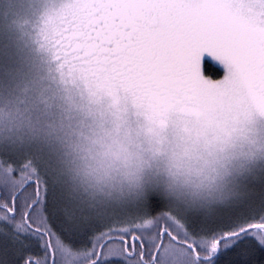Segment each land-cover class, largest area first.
Masks as SVG:
<instances>
[{
	"label": "snow or ice",
	"instance_id": "obj_1",
	"mask_svg": "<svg viewBox=\"0 0 264 264\" xmlns=\"http://www.w3.org/2000/svg\"><path fill=\"white\" fill-rule=\"evenodd\" d=\"M40 3L39 47L86 101L85 132L73 151L0 109V264H223L248 236L264 246V215L214 227L264 186V0Z\"/></svg>",
	"mask_w": 264,
	"mask_h": 264
},
{
	"label": "trees",
	"instance_id": "obj_2",
	"mask_svg": "<svg viewBox=\"0 0 264 264\" xmlns=\"http://www.w3.org/2000/svg\"><path fill=\"white\" fill-rule=\"evenodd\" d=\"M43 4L52 5L54 2H43ZM41 9L40 1L32 3L27 0H0V94H4V96L13 87L15 88L27 80L30 82L41 63L45 70L56 78L46 52L39 47L40 38L37 32L38 15ZM213 67L215 68L216 65ZM223 75L222 67L213 73L214 78ZM6 85L9 86V89L4 93ZM62 86L66 90L75 89L72 85ZM68 94L79 95L76 91H71ZM78 99H81L80 96ZM85 103L86 101L82 105L84 106ZM256 174L258 176L262 174L260 169H257ZM249 188L251 189L249 194L239 202L237 207L226 209L214 227L228 228L236 223L246 222L264 215V186L259 180H250ZM236 248L237 251L224 255L223 264H241V262L243 264H264V246L257 243L254 237H246ZM24 251L38 253L39 249L32 245L28 249L14 250L12 258L18 259V256L23 255Z\"/></svg>",
	"mask_w": 264,
	"mask_h": 264
},
{
	"label": "clouds",
	"instance_id": "obj_3",
	"mask_svg": "<svg viewBox=\"0 0 264 264\" xmlns=\"http://www.w3.org/2000/svg\"><path fill=\"white\" fill-rule=\"evenodd\" d=\"M16 108L24 115L25 126L19 134H31L30 121L41 135L54 134L70 150L74 151L81 143L85 132L82 108L75 97L67 94L62 84L45 70L42 63L37 67L33 79L19 88L14 96L0 94V109L9 112ZM7 124L6 118L0 119V128Z\"/></svg>",
	"mask_w": 264,
	"mask_h": 264
},
{
	"label": "rangeland",
	"instance_id": "obj_4",
	"mask_svg": "<svg viewBox=\"0 0 264 264\" xmlns=\"http://www.w3.org/2000/svg\"><path fill=\"white\" fill-rule=\"evenodd\" d=\"M39 2L40 0H27V2H32V3H35V2ZM43 2H54L55 3V0H43ZM14 77V76H13ZM8 78H10V77H8ZM11 79V78H10ZM9 79V80H10ZM8 80V79H7ZM29 81L27 80V81H25V82H23L22 84H19L18 86H16L15 88L13 87L11 90H9L8 91V93H7V95H5V97H10V96H14L15 94H16V92H17V90L19 89V88H21V87H23V85L25 84V83H28ZM5 87V91H4V93L9 89V86L8 85H6V86H4ZM65 91H66V93L68 94L69 92H71V91H76L77 92V90H75V89H73V90H71L70 88L69 89H65ZM4 95V94H3ZM72 96H74L75 97V99H76V101L78 102V104L80 105V106H83L82 104L84 103V101L83 100H79L78 98H79V95H72ZM254 131H259V132H261V133H264V119H261V118H257V120H256V122H255V125H254Z\"/></svg>",
	"mask_w": 264,
	"mask_h": 264
}]
</instances>
